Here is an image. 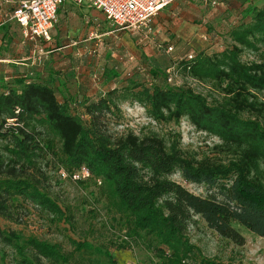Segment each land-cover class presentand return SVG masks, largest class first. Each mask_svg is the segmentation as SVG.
Wrapping results in <instances>:
<instances>
[{
  "label": "trees",
  "instance_id": "obj_1",
  "mask_svg": "<svg viewBox=\"0 0 264 264\" xmlns=\"http://www.w3.org/2000/svg\"><path fill=\"white\" fill-rule=\"evenodd\" d=\"M227 36L229 45L221 51L187 54L165 66L152 60L138 73L145 81L127 77L96 99L66 98L50 81L1 83L0 218L14 221L23 201L52 223H71L30 173L39 160H47L72 180L78 176L74 181L98 184L104 210L124 234L117 251L136 245L149 249L159 264H216L189 242L187 230L196 219L236 247L245 245L241 231L264 239V101L256 96L264 93V60L241 59L244 51L264 47V7L244 10ZM180 73L209 85L220 99L210 104L189 88L165 85ZM125 103L138 105L157 124L186 120L218 141L214 149L224 160L189 159L178 142L155 135L114 137L109 126L118 123ZM175 173L204 186L205 194L194 195L171 181ZM0 242L11 250L14 264H69L76 255L117 264L109 250L85 240H71L68 254L14 232L0 230Z\"/></svg>",
  "mask_w": 264,
  "mask_h": 264
},
{
  "label": "crops",
  "instance_id": "obj_2",
  "mask_svg": "<svg viewBox=\"0 0 264 264\" xmlns=\"http://www.w3.org/2000/svg\"><path fill=\"white\" fill-rule=\"evenodd\" d=\"M16 2L0 0V84L50 81L66 98L89 99L125 83L134 71L144 72L152 60L165 66L187 54L223 50V31L228 39L244 10L264 7L263 0H173L148 30L130 32L116 29L90 6L66 2L58 8L50 41L34 44L12 18ZM128 34L145 45L139 69L128 62L136 57L134 36Z\"/></svg>",
  "mask_w": 264,
  "mask_h": 264
},
{
  "label": "rangeland",
  "instance_id": "obj_3",
  "mask_svg": "<svg viewBox=\"0 0 264 264\" xmlns=\"http://www.w3.org/2000/svg\"><path fill=\"white\" fill-rule=\"evenodd\" d=\"M128 35L134 36V54L136 56L131 61L128 59V62L139 69L141 61H144L140 52H144L145 45L143 41H139V36ZM221 35V44L229 45V40L225 39V30ZM123 43L126 44V41ZM241 59L245 63L264 60V47L258 53L244 51ZM138 73V71H134L131 78L136 77L139 80L137 82L142 83L141 81L146 80V75L142 77V74ZM165 85L173 88H189L194 93L206 97L210 104H214L220 99L218 93L212 90L209 85L193 81L181 73L176 76L172 75L170 82L168 81ZM256 96L260 101H264V93L256 94ZM109 130L114 137L125 136L131 132L135 136L155 135L168 143L178 142L182 154L189 159L198 161L203 159L224 160V157L218 155L214 149L218 145V141L195 131L186 120L179 123L157 124L150 121L145 111L138 105H131L130 103L121 105L118 123L109 126ZM46 162L47 160H39L35 167L36 170L30 173L50 199L63 212L65 211L67 217L70 218L71 216V223L67 224L63 221L52 223L51 217L46 213L20 201L23 207L16 209L14 221L10 222L0 218V230L14 232L24 238L34 237L49 244L58 245L66 254L73 249L70 244L71 240H85L94 247L109 250L117 264H159L151 251L143 246L131 245L130 251H117L115 249L116 245L125 241L124 234L118 226L111 223L110 216L104 210L99 199L97 183L90 179L74 181L69 174L58 169L53 162L48 164ZM170 180L194 195L203 196L206 192L204 186L186 183L179 173H175ZM195 221V224L188 228L187 236L190 244L198 250L202 258L216 264H264V239L257 238L247 231H241L245 238V245L236 247L209 231L199 219ZM0 258L2 259L0 264H14L11 250L1 242ZM89 260L92 264L105 263L103 258L96 255L91 258L76 255L69 264H81L83 261H86V264Z\"/></svg>",
  "mask_w": 264,
  "mask_h": 264
},
{
  "label": "built area",
  "instance_id": "obj_4",
  "mask_svg": "<svg viewBox=\"0 0 264 264\" xmlns=\"http://www.w3.org/2000/svg\"><path fill=\"white\" fill-rule=\"evenodd\" d=\"M173 0H17L12 18L19 26L22 37L38 43L49 42L50 31L57 23L58 8L70 2L87 5L99 11L106 21L120 31L148 30L152 19ZM212 5H215L213 3ZM170 52L171 49H168ZM170 82V79L168 80ZM83 177L87 173L83 171ZM78 179V176H73Z\"/></svg>",
  "mask_w": 264,
  "mask_h": 264
}]
</instances>
